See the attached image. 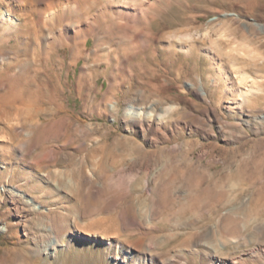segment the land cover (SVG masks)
Wrapping results in <instances>:
<instances>
[{
  "label": "rangeland",
  "instance_id": "rangeland-1",
  "mask_svg": "<svg viewBox=\"0 0 264 264\" xmlns=\"http://www.w3.org/2000/svg\"><path fill=\"white\" fill-rule=\"evenodd\" d=\"M150 2L0 33V264H264V0Z\"/></svg>",
  "mask_w": 264,
  "mask_h": 264
},
{
  "label": "bare ground",
  "instance_id": "bare-ground-1",
  "mask_svg": "<svg viewBox=\"0 0 264 264\" xmlns=\"http://www.w3.org/2000/svg\"><path fill=\"white\" fill-rule=\"evenodd\" d=\"M7 4L3 5V1L0 0V33H14L19 28V20L21 18L27 19L28 16L33 15L34 13L38 14L39 17H43L44 15H54L55 11L62 12L67 9L72 10L78 16L87 15L91 10L92 6H95L101 3V0H5ZM106 3V4H105ZM44 6L41 7L40 5ZM107 5L109 7L115 6L114 14L124 18V19H143L147 18L154 7V5L150 2V0H118V2H114V0H106L101 3L99 11L100 16H106L107 13ZM32 6H35L34 10ZM2 8V10H1ZM97 13V12H96ZM16 15V17H14ZM94 17V16H93ZM41 20V18H40ZM27 24V22H25ZM24 24V25H25ZM33 27V26H32ZM74 33H78L74 32ZM58 36H62L59 32ZM46 40V39H45ZM55 40V39H54ZM55 42V41H54ZM60 44V43H59ZM62 46H66L67 43L62 41L60 44ZM45 47L48 48H56L58 44H54L53 42H48L44 44ZM139 109V108H138ZM132 106H128L125 116L131 120H139V111ZM150 123L148 121L139 122V126L142 129H147ZM35 210H39L38 205H34ZM60 245L57 239H53L50 241V249L52 252H55L56 248Z\"/></svg>",
  "mask_w": 264,
  "mask_h": 264
}]
</instances>
